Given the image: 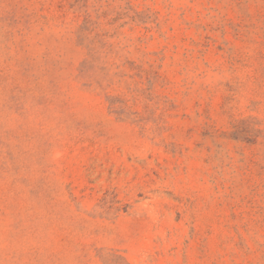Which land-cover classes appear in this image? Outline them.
I'll return each instance as SVG.
<instances>
[{"label": "rangeland", "instance_id": "1", "mask_svg": "<svg viewBox=\"0 0 264 264\" xmlns=\"http://www.w3.org/2000/svg\"><path fill=\"white\" fill-rule=\"evenodd\" d=\"M0 264H264V0H0Z\"/></svg>", "mask_w": 264, "mask_h": 264}]
</instances>
